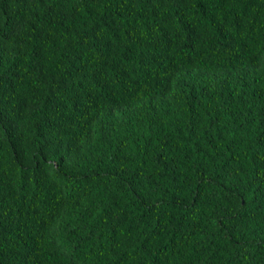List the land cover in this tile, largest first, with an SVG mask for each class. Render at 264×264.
<instances>
[{"label": "trees", "instance_id": "trees-1", "mask_svg": "<svg viewBox=\"0 0 264 264\" xmlns=\"http://www.w3.org/2000/svg\"><path fill=\"white\" fill-rule=\"evenodd\" d=\"M0 264H264V0H0Z\"/></svg>", "mask_w": 264, "mask_h": 264}]
</instances>
